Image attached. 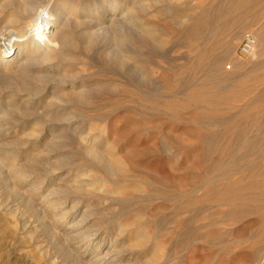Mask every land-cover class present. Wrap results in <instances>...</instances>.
Returning a JSON list of instances; mask_svg holds the SVG:
<instances>
[{"label":"rangeland","instance_id":"obj_1","mask_svg":"<svg viewBox=\"0 0 264 264\" xmlns=\"http://www.w3.org/2000/svg\"><path fill=\"white\" fill-rule=\"evenodd\" d=\"M224 1L118 0L131 15L122 39L116 26L108 38L88 35L98 29L88 9L103 12L107 0H0V264H96L111 247L118 264H264L256 204L202 198L207 184L264 187V176L243 179L264 166V129L241 114L258 95L199 110L175 98L188 79L203 81L205 72L187 70L211 34L197 26ZM42 11L60 16L57 32L27 66L1 64L31 51ZM263 25L264 16L243 28L240 61L264 63L261 47L254 57L240 53L244 35ZM227 71L226 88L246 72ZM233 120L242 126L231 129ZM233 130L231 147L195 140L206 131L223 141ZM88 232L102 244L82 247L78 236Z\"/></svg>","mask_w":264,"mask_h":264},{"label":"bare ground","instance_id":"obj_2","mask_svg":"<svg viewBox=\"0 0 264 264\" xmlns=\"http://www.w3.org/2000/svg\"><path fill=\"white\" fill-rule=\"evenodd\" d=\"M223 3H224L222 4L223 7L220 12L212 11V14L210 15V18H209V23L205 25H201L202 23L200 22L198 26L196 25L197 27H199V31H206V30L208 31V28H211V34L209 35V38L207 42L205 43L204 48L199 53L200 54L199 58H197L196 62H191V64L187 67V70H192L195 68L197 72L198 71L200 72L202 71V73L205 72L202 74L203 81L199 83L194 78L190 80L188 79L186 83L185 91L179 93V95L177 97L175 96V98L181 99L182 101L183 100L189 101L195 104L197 108L198 105H201V104L206 105L208 107H212V106L219 105L221 103L226 102L232 96L254 93V95H258L257 99L250 101L249 104L246 105L241 110V114H243V116L245 117L252 118L255 121L254 122L256 126L255 128L259 127L260 129H264V124L262 123V121L264 120V91L256 92V90L260 87L257 85L258 83L264 86V76L258 74L260 71L262 72V70L264 69V63L262 62L258 63L257 61H254V62L240 61L239 58L236 56V52H235L236 47L238 46V43L240 41L243 28L247 26H253V25L260 26V21L262 17L264 16V11L262 7L264 4V0H226ZM25 6L28 7L27 1L25 2ZM28 8H31V7H28ZM88 10L90 11V15L97 16L93 21L94 23L93 26L94 28H98L96 29V31H93V32L89 29L88 35L95 34V32H97V33L106 35L108 38L111 35H113V32L115 31H113L112 28H115L116 26L117 27L116 33L121 31L120 33L122 35L121 38L122 39L125 38V34L123 32H124V29L125 28L127 29V26H129V22L131 21V15L130 13H126V11L122 9L118 0H107V4L103 12L96 11L90 8ZM59 11L61 12V9H59ZM44 15H47V19L44 17ZM223 15L226 16V19L221 25L219 24L218 20ZM59 22H61L60 16L51 17L47 11L39 12L38 17L35 19V22H33L32 24L31 32H33V38H32L33 43L31 45L33 47L32 49L30 47L31 53L28 50L17 49L12 54L10 55L7 54L8 58L5 60H2L1 64H3L4 66H10L11 68L13 67L12 68L13 70L18 69V68H15L17 66L19 68L21 66L23 67V65L24 67L27 66L28 65L27 62H29L27 61V58L30 56V54L32 55V53L36 52L34 47H36L37 45L38 46L41 45L43 41L42 39L45 37H48L47 34L54 35L57 32L56 30H57V25ZM223 33H225L226 36L222 37ZM253 33L257 39V44L253 52L251 53L252 55L251 54L249 55L254 57L256 53L255 52L256 48L261 47L260 55L264 56V25L262 27H259L256 30L254 29ZM116 49L114 48L113 50L115 51ZM114 53H116L117 56L118 54L123 55V52L121 49L115 51ZM212 64L214 65V68H212L211 70L210 69L208 70L207 68L211 66ZM227 69H231V71H236L237 69L246 70V72L243 71L244 74L242 76L244 77V79L249 78V80L244 81V79L243 80L241 79L240 80L241 82H238L236 84L234 83L231 84L232 87L231 86L229 88H226L228 86L223 87L221 86L222 84H220V82L226 81V80L230 81L232 78L231 73H228L229 70L227 71ZM197 110L199 109L197 108ZM200 111H201L200 113L202 114L204 113L207 114L208 112V110L206 109H201ZM241 124H242L241 122L238 123L236 120L235 121L233 120L231 121L229 127L231 129L236 130V128H239ZM235 130L230 131V132H228L229 130L226 131L223 141L221 138L222 135H220L221 136L220 137L218 134L216 133L214 134L210 132H208L207 134L206 131L200 132L199 136L195 140H196V143L200 145L217 144L219 143V141H221L228 147L229 146L231 147L232 142L234 141L233 137L234 135H236ZM259 142L260 141H256V143H259ZM110 168L111 167H109V169ZM105 172H106L105 174H107V171ZM250 172H251L250 174L244 175L243 179H246V178L251 179L256 176L257 177L264 176V166H259V167L250 169ZM108 174H109V170H108ZM18 175L22 178L24 177V179L26 176H28V174L25 175L23 174V172L19 173ZM236 182L238 183V181H232V180L227 181L221 189L217 185H213V184L206 185L205 184L206 192L204 193L202 198L213 199L217 201L218 204L219 202H222V203L225 202L232 206L236 205L235 207L237 209L242 208L243 210H244V207L246 208L245 205H248L249 203L250 204L254 203L256 204L255 207H257L256 210L258 212V217H259L258 221L260 223H263L264 222V212L258 207L261 206L262 202H264V187L262 188L261 186H254V185H250L248 187H245V186L239 187ZM59 219L60 221H62L64 218L63 219L59 218ZM91 235L92 233L88 232L86 234H83V236H78V238L81 239L80 241H84L83 242L84 245L82 247H85L86 250H90L91 247L99 245L100 243L102 244V239L98 238L96 235H93V236ZM89 239H91L93 246H88L85 244L87 240ZM99 250H100V247H98L96 252H98ZM112 250L113 249L111 247V248H108L106 252L103 251L104 255L96 254L95 256L96 264L102 261V259H105L107 256L110 257L111 255L110 252ZM107 264H118V263L116 262V258H114L112 255L110 257L109 263Z\"/></svg>","mask_w":264,"mask_h":264},{"label":"built area","instance_id":"obj_3","mask_svg":"<svg viewBox=\"0 0 264 264\" xmlns=\"http://www.w3.org/2000/svg\"><path fill=\"white\" fill-rule=\"evenodd\" d=\"M44 17L47 19V15H44ZM257 44V39L254 34L251 32H247L243 40L240 44V53L242 55H249L253 52L255 46Z\"/></svg>","mask_w":264,"mask_h":264}]
</instances>
